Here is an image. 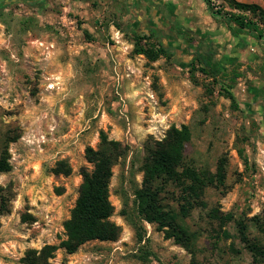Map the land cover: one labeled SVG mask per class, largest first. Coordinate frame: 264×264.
Here are the masks:
<instances>
[{
	"label": "rangeland",
	"instance_id": "rangeland-1",
	"mask_svg": "<svg viewBox=\"0 0 264 264\" xmlns=\"http://www.w3.org/2000/svg\"><path fill=\"white\" fill-rule=\"evenodd\" d=\"M203 1L219 33L210 29L200 38L189 33V23L162 20L153 38L143 41L169 50L155 61L133 52L137 19L127 1L34 0L0 7V161L9 165L0 175V264H24L29 251L66 239L64 222L79 196L81 171L93 170L85 150L99 147L102 131L129 151L113 167L110 183L111 220L121 227L120 237L88 242L72 255L59 248L53 264H256L240 244L235 222L246 221L250 238L264 248V231L251 222L264 217V43L247 32L243 38L254 50L235 47L231 15H253L234 9L230 0ZM236 1L258 2L264 10V0ZM183 125L192 134L187 164L215 172L221 158L227 162L224 188H208L207 208L183 220L197 233L194 254L156 224L141 222L134 196L143 183L146 145ZM62 162L69 175L55 173ZM178 195L168 186L161 202L178 212ZM213 208L233 215L223 227L228 237L209 218ZM137 228L146 242L139 243ZM144 245L151 253L145 262L138 258Z\"/></svg>",
	"mask_w": 264,
	"mask_h": 264
},
{
	"label": "trees",
	"instance_id": "trees-1",
	"mask_svg": "<svg viewBox=\"0 0 264 264\" xmlns=\"http://www.w3.org/2000/svg\"><path fill=\"white\" fill-rule=\"evenodd\" d=\"M230 4L236 10L253 15L252 18L244 14L231 15L236 33H257L258 39L264 43V10L259 5L239 3L236 0H230ZM153 36L154 34H140L137 30H133L134 54L144 55L150 61H155L160 56H169V50L164 45L151 48L143 44L144 40L150 41ZM205 65L207 68L212 67L209 62H205ZM189 66L196 67V61L189 63ZM202 71L206 73L205 70ZM213 72L218 73V70L214 68ZM231 98L234 100L233 97ZM191 137L188 126L183 125L181 128L172 126L163 140L146 145L141 167L143 183L141 188L135 190L134 196L137 216L141 222L156 224L158 230L164 232L168 239L173 238L176 243L194 254L197 233H191L183 224V220L195 209L207 208L204 197L208 188H224L227 162L221 158L215 172L187 164L185 151ZM128 154V147L119 141L109 139L105 132H100L99 147L97 149L88 147L85 150L86 159L93 165V170L81 171L82 183L79 196L70 218L64 222L66 239L59 246L47 245L40 252L29 251L22 259L24 264H53L51 260L59 248L72 255L88 242H115L119 239L121 227L111 220L114 206L110 201V183L113 167L120 160L126 159ZM245 162L248 163L246 157ZM60 165L62 168L55 170L56 174L71 173L69 165H65L64 162ZM8 170V163L1 160L0 175ZM168 186H174L178 190L179 195L176 199L178 212L167 209L161 202L160 195ZM209 218L218 222L222 235L229 236L228 231L223 227L234 221L232 214L222 213L219 209L213 208ZM251 222L264 231V217H254ZM235 226L240 244L252 255L256 264H262L264 248L259 242L250 238L249 224L242 219L236 221ZM136 230L139 243L146 242L144 233L138 228ZM219 234L216 233L217 238ZM144 247L146 246L141 247V256L137 257L145 262L151 253L145 251ZM235 252L240 253L237 250Z\"/></svg>",
	"mask_w": 264,
	"mask_h": 264
},
{
	"label": "crops",
	"instance_id": "crops-1",
	"mask_svg": "<svg viewBox=\"0 0 264 264\" xmlns=\"http://www.w3.org/2000/svg\"><path fill=\"white\" fill-rule=\"evenodd\" d=\"M112 2H125L130 7L129 13L136 17V28L139 27H150L149 34H155L153 28L160 24V22H165L167 18L170 17L173 23L179 25L189 23V33H194L193 35L204 38L209 35V30L213 29L214 34H218L217 23H213V19L210 18L209 9L203 0H111ZM260 5L258 2L255 3ZM261 6V5H260ZM142 7H153L151 15L149 11L141 9ZM165 18V20H164ZM214 24V25H213ZM230 27L233 30L235 25L231 24ZM138 31V30H137ZM230 31V30H229ZM148 33V32H146ZM230 34L235 39V47L241 49V47H247L248 51L254 50L250 47L251 43L244 39L247 33H236ZM251 35V34H248ZM192 36V35H191ZM253 40H257L253 35ZM260 41V40H257ZM250 45V46H249ZM251 49V50H250Z\"/></svg>",
	"mask_w": 264,
	"mask_h": 264
},
{
	"label": "flooded vegetation",
	"instance_id": "flooded-vegetation-1",
	"mask_svg": "<svg viewBox=\"0 0 264 264\" xmlns=\"http://www.w3.org/2000/svg\"><path fill=\"white\" fill-rule=\"evenodd\" d=\"M26 1H34V0H20V1H17V2H26ZM4 3H9V4H11V3H14V2H12L11 0H0V7L4 4Z\"/></svg>",
	"mask_w": 264,
	"mask_h": 264
},
{
	"label": "water",
	"instance_id": "water-1",
	"mask_svg": "<svg viewBox=\"0 0 264 264\" xmlns=\"http://www.w3.org/2000/svg\"><path fill=\"white\" fill-rule=\"evenodd\" d=\"M12 2H17V1H20V0H11Z\"/></svg>",
	"mask_w": 264,
	"mask_h": 264
},
{
	"label": "built area",
	"instance_id": "built-area-1",
	"mask_svg": "<svg viewBox=\"0 0 264 264\" xmlns=\"http://www.w3.org/2000/svg\"><path fill=\"white\" fill-rule=\"evenodd\" d=\"M212 2H214L215 0H211Z\"/></svg>",
	"mask_w": 264,
	"mask_h": 264
}]
</instances>
